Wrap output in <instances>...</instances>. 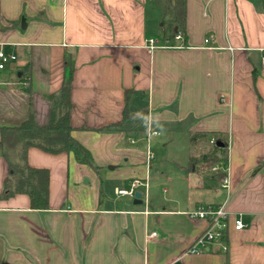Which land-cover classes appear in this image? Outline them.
<instances>
[{
    "label": "crops",
    "instance_id": "crops-1",
    "mask_svg": "<svg viewBox=\"0 0 264 264\" xmlns=\"http://www.w3.org/2000/svg\"><path fill=\"white\" fill-rule=\"evenodd\" d=\"M185 7L180 41L157 33L164 23L147 0H0V44L16 55L0 69V124L30 113L46 124V95L70 77L71 133L90 153L85 162L73 151L26 148L29 166L49 170L48 203L0 199V264H264V0ZM149 128L159 134L147 142ZM193 133L206 137L192 145ZM180 134L185 165L154 154ZM212 137L227 147L229 189L221 172L196 167L203 161L189 166ZM6 174L0 156V191ZM133 178L148 184L136 204L116 193ZM223 202L227 250L189 253L206 221L185 212Z\"/></svg>",
    "mask_w": 264,
    "mask_h": 264
},
{
    "label": "trees",
    "instance_id": "trees-1",
    "mask_svg": "<svg viewBox=\"0 0 264 264\" xmlns=\"http://www.w3.org/2000/svg\"><path fill=\"white\" fill-rule=\"evenodd\" d=\"M147 3L159 10L162 22H167L170 27L168 39L173 38L176 32L184 35L185 0H147ZM70 90L71 79L67 77L57 91L46 95L49 103V119L44 125H37L31 113L19 124H0V156L7 163V174L2 181L0 199L23 193L28 195L31 208H46L49 195V170L46 167H32L26 163L25 150L30 146L38 147L48 153L73 151L80 155L83 161L89 162V151L71 133ZM127 116L125 108L123 118ZM205 134L193 133L190 136L191 144L195 145L198 137L205 138ZM19 147L20 158L13 159L12 153ZM198 160L225 163L227 161L226 144L221 139H215L199 158L190 155L189 166L191 167Z\"/></svg>",
    "mask_w": 264,
    "mask_h": 264
},
{
    "label": "built area",
    "instance_id": "built-area-1",
    "mask_svg": "<svg viewBox=\"0 0 264 264\" xmlns=\"http://www.w3.org/2000/svg\"><path fill=\"white\" fill-rule=\"evenodd\" d=\"M176 40H183V34L176 32L173 36ZM209 37L204 39L205 42H209ZM149 49L155 47L154 40L149 38L147 40ZM16 59V55L12 52H7L0 44V69H3L9 65L10 62ZM261 67L264 69V55L261 57ZM159 132L152 129H147L145 139L149 142L152 136L158 135ZM215 139L212 137L210 143H214ZM154 158L153 152L148 149L146 155V164L150 166L152 159ZM212 171L221 172L220 185L226 189H229L230 183L228 178V164L215 163L211 165ZM146 180L143 181L139 178H133L128 187L116 189V193L119 195H129L134 197L135 191H139L140 187L147 189ZM140 192V191H139ZM141 193V192H140ZM189 217L200 218L206 221V227L199 233L189 245L187 251L189 253H202L208 249L210 244H218L220 250L225 252L227 250V242L225 240L226 232L229 226V216L231 212L227 209L225 202L221 204H200L194 209L185 212ZM232 225L235 229H241L245 226L240 213L233 214ZM156 232H152L150 235H155Z\"/></svg>",
    "mask_w": 264,
    "mask_h": 264
},
{
    "label": "rangeland",
    "instance_id": "rangeland-1",
    "mask_svg": "<svg viewBox=\"0 0 264 264\" xmlns=\"http://www.w3.org/2000/svg\"><path fill=\"white\" fill-rule=\"evenodd\" d=\"M170 27L168 26L167 22L164 23V26L162 27V30H159L157 33H161L163 31H165V33L169 34V30ZM159 36V35H158ZM206 149L208 146H210V144L207 142L206 144ZM165 147V148H164ZM205 149V150H206ZM162 151L165 152V156L167 158H171L174 156L175 160H178L177 162L181 163V166L185 165L186 160H187V155H188V141L187 140H183L181 139V134L177 135V137H175V139L171 142H169L166 146H162L161 144H159V146H157L156 148L153 149L154 154L157 157H161L162 155ZM215 163H221V162H210V161H206V162H199L196 164L197 168H209L210 171H212L210 169L211 165L215 164ZM173 167V166H170ZM108 165L107 167H104V170L102 171L103 174H106L108 172ZM169 172H173L172 169H169ZM101 174V173H100ZM104 183H107L106 181ZM111 186V192L113 194V184L108 183ZM176 189V187H175ZM167 194H170L167 193Z\"/></svg>",
    "mask_w": 264,
    "mask_h": 264
},
{
    "label": "water",
    "instance_id": "water-1",
    "mask_svg": "<svg viewBox=\"0 0 264 264\" xmlns=\"http://www.w3.org/2000/svg\"><path fill=\"white\" fill-rule=\"evenodd\" d=\"M219 144H221V143H219ZM140 196H141V193H140L139 191H135V193H134V198H135V199H134V203H135V204L141 202V199H139Z\"/></svg>",
    "mask_w": 264,
    "mask_h": 264
}]
</instances>
